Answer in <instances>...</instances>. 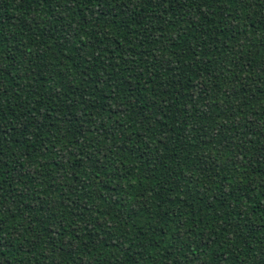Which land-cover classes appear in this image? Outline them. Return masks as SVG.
Wrapping results in <instances>:
<instances>
[{"label":"trees","instance_id":"16d2710c","mask_svg":"<svg viewBox=\"0 0 264 264\" xmlns=\"http://www.w3.org/2000/svg\"><path fill=\"white\" fill-rule=\"evenodd\" d=\"M0 264H264V0H0Z\"/></svg>","mask_w":264,"mask_h":264}]
</instances>
